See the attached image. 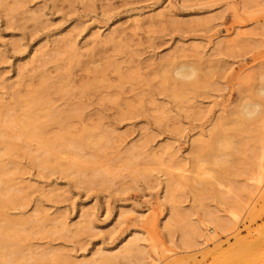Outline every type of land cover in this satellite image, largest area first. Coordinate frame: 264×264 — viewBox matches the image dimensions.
<instances>
[{
	"label": "rangeland",
	"instance_id": "1",
	"mask_svg": "<svg viewBox=\"0 0 264 264\" xmlns=\"http://www.w3.org/2000/svg\"><path fill=\"white\" fill-rule=\"evenodd\" d=\"M184 63L198 75L177 88L174 66ZM43 75L51 105L67 114L45 122L48 138L111 131V141L83 146L82 158L56 147L71 166L43 170L30 156L41 143L5 127L27 146L12 156L16 173L12 157H0L12 181L10 196L0 192V254H25L20 264H75L102 250L118 255L98 264H224L238 238L259 236L264 0H0V114ZM248 102L262 110L243 126ZM134 237L139 253L125 258L120 247Z\"/></svg>",
	"mask_w": 264,
	"mask_h": 264
},
{
	"label": "bare ground",
	"instance_id": "2",
	"mask_svg": "<svg viewBox=\"0 0 264 264\" xmlns=\"http://www.w3.org/2000/svg\"><path fill=\"white\" fill-rule=\"evenodd\" d=\"M73 52H75L74 49H73ZM75 54H77V53H75ZM174 68H175L174 80H175V84L177 85V88H178V86L181 87V86H185V85H192L193 82L196 80V77L198 75L197 71H199L194 66V64L192 65V64H188V63L179 64L177 66H174ZM165 75H166V72H165ZM171 76H173V75H171ZM171 76H169L168 78H170ZM171 78H170V80H171ZM41 79H42V83L39 84V86L37 85V87H35L34 90L28 96L19 95L18 92L14 93V96L16 97L15 98V105L12 108L5 109L3 112L1 111L0 115L3 117V120H1L0 128L2 127L4 129H0V137H2L1 142L3 143L2 153L0 150V157L3 156V154H5V156L9 155L10 157L15 156L16 152H17V154L20 152L19 149L27 146V145H19L18 142H16L14 140L15 139L14 136H12L10 133L5 131V127H6L9 129H14L16 131L15 136L18 137L19 139L21 137H24V138L36 140L39 143H41V145L44 147V150L43 149H36V151H34V152L32 151V153L30 152L31 158L36 162V165H38V167L40 166L41 169L43 168V170L44 169L48 170L47 168H49V170H50L52 168V171H53V169L67 170L71 165L68 161L63 160L60 156L55 154L54 150L56 147H59V146L62 147V150H61L62 154L63 153H65V154L76 153V155H78L82 158L83 156H87L86 153H84V152L82 153L83 146L95 145L98 147L97 149L100 150L101 147H103L105 145V143H107V144H108V142L110 143V141H111L110 132L111 131L110 132L109 131H102L100 134H94V133H91L90 131L85 130L80 135H71L70 133L64 131L62 133H58L53 138H48L44 132L45 131L44 130L45 122L48 120L64 121L67 119V114L63 115L62 113H64V112L60 111L58 108L53 107L51 105V101L47 97L48 89H49V84H48L49 82L47 83V81H49V80L44 75H43V77H41ZM194 84H195V82H194ZM263 92H264V90L261 91L260 93L262 94ZM176 93H175L176 95H179L178 94V93H180L179 90H177ZM257 104H259V103L248 102L247 104H245L243 106V108L241 110V115H240L242 118L241 119V123H242L241 125L245 126L247 120L255 121L258 118V116H256L254 119H248L245 115V110L247 108H250L253 105H257ZM80 109H83V107H75V108L71 109L70 111L75 112V111H79ZM16 112L20 113V115L18 117L12 118V119H7V117H10V115H12L13 113H16ZM221 136L222 135L219 133V129H217L216 131L214 130V132L212 133V138H214V139L217 137L220 138ZM225 136H227V135L225 134L223 136V138H225ZM12 137H13V139H12ZM262 140H264V139H262ZM140 148H142V147H140ZM136 155H137V152H134V149H133L132 153L130 154L131 157H130L129 161L133 160L134 157H136ZM145 155H147V154H145ZM5 156H3V157H5ZM3 157H1V158H3ZM147 157H149V156L147 155ZM14 158L15 157L10 158L9 163L11 165H13V166H11V168H13V173H16L14 171L15 170L17 171L19 168L21 169V166L19 165V161L17 159H14ZM261 159H263V158H261ZM4 161H5V159H4ZM6 163H8V161ZM8 165L9 164H7V166ZM6 167L3 163L2 164L0 163V184L3 185L0 187V192L3 195H8V190L6 189V186L8 185L9 181H8V179L7 180L4 179V177L7 178L5 176V168ZM9 168H6V169H9ZM261 168L262 167H260V169ZM7 172H8V170H7ZM77 172H79L81 175H83L82 172L80 171V169H78ZM8 174H9V172H8ZM80 174H78V176H80ZM15 175H17V174H15ZM10 178H11V176H10ZM16 179L17 178H15V180ZM87 179H89V178H87ZM9 180H12V178ZM10 182H12V181H10ZM10 182H9V186H10ZM17 185H18V183L16 185L14 183L13 186H17ZM19 185L16 187V190L23 192L24 189L22 188V186L19 187ZM11 192H12V190H11ZM11 192H9V193H11ZM16 193L17 192L15 191L14 194H16ZM8 196H10V195H8ZM0 197H1L0 199H2V196H0ZM13 197H15V196H13ZM18 197L19 196L17 195L16 198H18ZM22 197L23 196H21V198ZM213 218H214V221L217 222L219 227L230 228L231 225L229 223L221 222V220L215 216H213ZM4 220H5V217H4ZM39 220L41 221V218H38V216H35V217L33 216L28 220V222L35 224V223H38ZM45 220L49 221L48 219H43L44 222L42 221L41 223L44 225L46 222ZM81 222H82V224H81ZM81 222H79L77 224V226H78L77 228H79V230L85 228V222L84 221H81ZM5 223H6V220H5ZM48 224H52V223H48ZM3 225H5V224H3ZM14 225H17V224H14ZM35 225L40 227V225H38V224H35ZM14 228H16V227H14ZM56 228H58L59 231H62V232L65 231V233L72 231L71 225H69L65 220L57 221L56 222ZM0 229H2V228L0 227ZM3 229H2V231H4ZM11 229H13V228H11ZM2 231H0L1 234H2ZM3 234H5V233H3ZM19 234L20 233H18L15 236L18 237ZM5 238H6V236H5ZM138 241H139V239L137 237H134L132 239H128L120 247V251L118 250L119 253L120 254L122 253L123 257L125 256V258H127L126 254H130L131 252L138 251V249H140ZM20 252L22 253L23 251H20ZM99 252L100 253H98V254L96 253L97 254V255L95 254L96 257H93V259H91L90 261L85 260V261H82L80 263H75V264H94L96 262L108 263V262L115 260L116 256L118 255V254L113 253V251L104 252L102 250ZM46 253H41V252L36 253L34 250H32V254L35 255V257H36V254L39 257H43L44 254H46ZM133 253H136V252H133ZM138 253H136V254H138ZM8 254H5V253L0 254V264H20L22 262L21 260H23V259L27 260L25 254H24L25 258L23 256L16 258V257H14V255H13V257H11ZM11 254H13V253L11 252L10 255ZM29 255H28V257H29ZM120 256L121 255H119V257ZM39 257H38V261L40 259ZM33 259H35V258L33 257ZM35 261L30 262V263L37 264V263H35ZM96 264H98V263H96ZM224 264H264V227L260 231L259 236H257V237L255 236V238L252 240H244V239L238 238L237 239V245L234 247L231 254L228 255V257L225 259Z\"/></svg>",
	"mask_w": 264,
	"mask_h": 264
},
{
	"label": "clouds",
	"instance_id": "3",
	"mask_svg": "<svg viewBox=\"0 0 264 264\" xmlns=\"http://www.w3.org/2000/svg\"><path fill=\"white\" fill-rule=\"evenodd\" d=\"M261 106L259 104L257 105H253L250 108H247L245 110V115L248 119H254L256 116L259 115L260 111H261Z\"/></svg>",
	"mask_w": 264,
	"mask_h": 264
}]
</instances>
